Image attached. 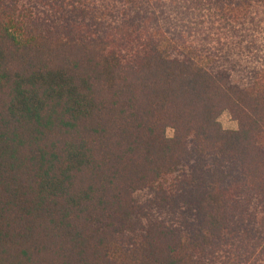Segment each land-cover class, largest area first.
I'll return each mask as SVG.
<instances>
[{"label": "trees", "instance_id": "obj_1", "mask_svg": "<svg viewBox=\"0 0 264 264\" xmlns=\"http://www.w3.org/2000/svg\"><path fill=\"white\" fill-rule=\"evenodd\" d=\"M0 264H264V0H0Z\"/></svg>", "mask_w": 264, "mask_h": 264}, {"label": "rangeland", "instance_id": "obj_2", "mask_svg": "<svg viewBox=\"0 0 264 264\" xmlns=\"http://www.w3.org/2000/svg\"><path fill=\"white\" fill-rule=\"evenodd\" d=\"M222 127L224 130H227V131H233V130H237L238 129V124L237 122H235L232 117L230 116L229 113H224L221 115L220 119H219ZM174 135L173 131L172 130H168L167 131V136L169 138H172Z\"/></svg>", "mask_w": 264, "mask_h": 264}]
</instances>
